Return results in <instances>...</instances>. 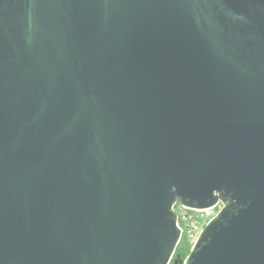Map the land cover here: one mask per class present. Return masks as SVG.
<instances>
[{"label": "water", "instance_id": "obj_1", "mask_svg": "<svg viewBox=\"0 0 264 264\" xmlns=\"http://www.w3.org/2000/svg\"><path fill=\"white\" fill-rule=\"evenodd\" d=\"M264 264V0H0V264Z\"/></svg>", "mask_w": 264, "mask_h": 264}, {"label": "rangeland", "instance_id": "obj_2", "mask_svg": "<svg viewBox=\"0 0 264 264\" xmlns=\"http://www.w3.org/2000/svg\"><path fill=\"white\" fill-rule=\"evenodd\" d=\"M188 217L183 223L182 221L179 222L182 226V234L173 254L177 253L181 261L188 255L200 231L207 223L195 210H189Z\"/></svg>", "mask_w": 264, "mask_h": 264}, {"label": "built area", "instance_id": "obj_3", "mask_svg": "<svg viewBox=\"0 0 264 264\" xmlns=\"http://www.w3.org/2000/svg\"><path fill=\"white\" fill-rule=\"evenodd\" d=\"M221 207V202L220 200L214 204L213 206L207 207V208H202V209H192V208H188L186 206H184L183 204H181L180 202H177L175 204V208L178 211V215H179V222L185 221L188 217V212L189 210H195L197 213H199V215L206 221L208 222L220 209ZM180 225V224H179ZM181 227V231H182V226Z\"/></svg>", "mask_w": 264, "mask_h": 264}, {"label": "trees", "instance_id": "obj_4", "mask_svg": "<svg viewBox=\"0 0 264 264\" xmlns=\"http://www.w3.org/2000/svg\"><path fill=\"white\" fill-rule=\"evenodd\" d=\"M169 264H181V258L178 257V254L172 256Z\"/></svg>", "mask_w": 264, "mask_h": 264}]
</instances>
